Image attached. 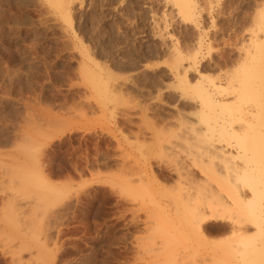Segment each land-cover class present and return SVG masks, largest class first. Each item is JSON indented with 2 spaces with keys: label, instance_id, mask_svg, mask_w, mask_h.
Listing matches in <instances>:
<instances>
[{
  "label": "rangeland",
  "instance_id": "rangeland-1",
  "mask_svg": "<svg viewBox=\"0 0 264 264\" xmlns=\"http://www.w3.org/2000/svg\"><path fill=\"white\" fill-rule=\"evenodd\" d=\"M57 1L0 0V264H172V218H155L143 172L172 186L165 169L184 147L175 133L194 121L173 79L176 55L200 38L202 75L237 71L247 45L264 53V0H195L190 19L174 0ZM256 60L251 75L264 93ZM215 232L205 245L188 233L177 264L228 258L215 245L227 235Z\"/></svg>",
  "mask_w": 264,
  "mask_h": 264
},
{
  "label": "bare ground",
  "instance_id": "bare-ground-1",
  "mask_svg": "<svg viewBox=\"0 0 264 264\" xmlns=\"http://www.w3.org/2000/svg\"><path fill=\"white\" fill-rule=\"evenodd\" d=\"M174 1L179 6L182 15L185 18L190 19L194 16L192 12L195 10V0ZM56 2L58 1L56 0ZM61 3L60 0V4ZM56 5L58 6V3H56ZM261 21H264V14L261 16ZM195 44V48H193L194 50L192 52H183L184 56H180V53L176 55L177 57L175 56L177 60L179 59V61H176L177 63L179 62L178 67L181 69H175L172 74L173 79L176 80V82L174 81L176 83L175 86L180 90L181 97L185 98V100L187 99V102L192 101L190 109L192 108L193 111H189H191L190 117L192 115L194 121L187 122L184 120V122L182 121L183 123L180 122V130L182 132L180 131L179 136V132L175 133L179 139L183 140L184 145H182L184 147L182 150L179 149V151H177L178 148L176 149L175 147L177 152L173 153L174 151H172L173 155L172 157L170 156L172 158L170 161L171 163L168 161V166H166L167 168L165 169L169 171L170 176L173 175L176 177V180H173L174 182H172V186L167 187L158 183L155 180V175L151 173V170L147 171V173L145 171V173L143 172L147 184L149 185V183H151L150 185L155 188L154 193H152L150 197L152 200L155 199V196L158 199V202H155L154 204L155 209L151 208V210L154 209V212L150 211L155 214V218L157 217L159 221L161 218H172L170 219V224L172 220V226H170V224L167 226V228L171 227L172 233L169 234L168 239L166 238V246L168 247L166 250H169V258L172 264H177V258L180 253L182 251L185 252V250L190 248L188 245H191L190 241H192V236H197L198 240H201L202 244L205 245L208 242L206 238L207 233L212 234L213 231H216L215 234L217 233L218 235H225L226 233V239H223V241L220 240V242H215V245L219 243V248L223 246L221 249H223V251L226 249V251H224L227 252L225 255H227V257L229 256L230 259L229 257H223L224 259H228L226 262V260L222 259V261L220 259L222 256L219 258L213 257V260L210 261L211 264H219L221 262L222 264H264V178H261L264 176V157L261 156L262 153L258 150L261 149L260 144H264L261 143L264 142V95H262L264 93H262V91L259 92L258 88H260V85L257 86L254 82L253 79L256 78L252 77L250 66L254 61H257L256 59L259 57L264 58V56H262L264 53L260 54L257 49H255L257 52H255L254 49L251 48V45L253 44L249 47V49H252L251 51L247 49L249 45L246 46L247 50L242 46V51L243 49L245 50L243 54L244 57L243 60H241V66L238 69L236 68L237 71H228L229 73L223 72V74L220 71L221 74L216 77H208L207 75L206 77L200 73L201 70L199 72L197 69V65L200 64L198 63L197 55H199L203 43L201 39L198 38ZM253 46L256 48V44ZM226 63L225 60L222 61V64L220 62V64L223 65L222 68L227 65ZM220 66L217 67L218 72V68H221ZM258 71L261 70L259 69ZM85 73L87 74V72ZM191 73H194V79L190 77ZM93 77L91 79H93ZM260 80H262V78ZM180 111V113L178 112L179 116L182 114V110ZM58 120L59 119H57V121ZM152 131L154 132L153 129ZM168 141L170 140L168 139ZM240 163H242V166ZM208 166H210L211 169ZM260 166H262V171L257 170ZM193 168H197L198 172H194ZM163 172L164 171L161 173ZM199 175H202L203 179H199ZM21 180L23 181L24 179ZM28 181H23L21 184L25 186V183ZM37 181H39V179ZM38 183L40 184V181ZM46 186L47 185H45V187ZM54 189L49 187V190L51 191L49 193L50 195L54 196L57 191ZM128 191L130 192V190ZM164 196H169L171 200H169V204L168 202L166 203L167 206H164L165 204L162 206V203L160 204L159 202ZM40 198L43 199L41 196ZM153 203L154 202H152V204ZM42 211L44 213V210H41V212ZM151 212L150 214L152 215ZM179 213H181V215H179V220H175L174 217L171 216L174 214L176 215L175 217H177V214ZM164 221L165 219L163 222ZM166 223L168 225V221ZM207 225L210 226V231L212 233L206 228ZM227 228L228 230L226 231ZM184 233L186 236L182 237L185 235ZM188 233H191L192 236L190 237L191 234L189 235ZM186 237L187 239H185ZM198 244L200 243H197V245ZM195 253L196 252H194L193 255H195ZM181 255L183 254L181 253ZM193 255L189 256L193 257ZM190 261H192V259H190ZM205 263L207 264L208 262H205L204 260V264Z\"/></svg>",
  "mask_w": 264,
  "mask_h": 264
}]
</instances>
